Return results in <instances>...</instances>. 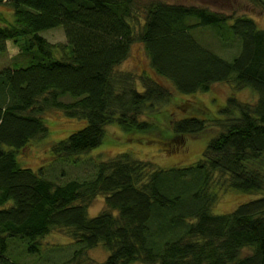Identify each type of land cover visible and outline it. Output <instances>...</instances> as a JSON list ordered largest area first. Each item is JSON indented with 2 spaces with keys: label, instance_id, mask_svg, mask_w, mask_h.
Segmentation results:
<instances>
[{
  "label": "trees",
  "instance_id": "1",
  "mask_svg": "<svg viewBox=\"0 0 264 264\" xmlns=\"http://www.w3.org/2000/svg\"><path fill=\"white\" fill-rule=\"evenodd\" d=\"M0 5L12 13L5 22L0 13V53L21 39L19 46H36L49 60L0 70V264H15L6 255L11 239L26 241L35 253L53 229L74 240L65 264L90 261L86 251L99 244L109 252L99 264H264V28L249 16L160 1L148 4L142 19L134 0ZM57 26L66 40L63 59H52L59 46L39 35ZM199 27L237 40L236 54L226 59L203 47L191 33ZM136 41L170 86L143 74L138 89L130 72L115 71ZM223 82L252 89L255 102L230 95L214 117L192 101L176 106L197 114L175 118L161 109L175 100L172 92L194 95ZM49 110L84 122L51 145V155L69 163L99 147L111 125L169 153L184 150L186 137L209 124L221 130L189 165L160 168L122 151L85 178L57 183L43 166L31 169L18 157L49 134ZM211 185L258 197L214 214L218 196ZM98 195L105 209L90 217L88 206Z\"/></svg>",
  "mask_w": 264,
  "mask_h": 264
},
{
  "label": "rangeland",
  "instance_id": "2",
  "mask_svg": "<svg viewBox=\"0 0 264 264\" xmlns=\"http://www.w3.org/2000/svg\"><path fill=\"white\" fill-rule=\"evenodd\" d=\"M167 2L182 4L185 6H195L207 8L211 11L221 12L231 16H249L253 18L259 28H264V11L259 0H134L135 9L139 11L138 15L142 19L144 17L143 10L151 2ZM1 22L10 19L12 14L6 6L0 5ZM10 22V21H9ZM215 29L208 27H199L191 30L194 38L205 48L217 53L219 56L229 59L233 57L239 49L237 40L227 41L221 39L216 34ZM39 35L47 39L52 44H57V49H52V59H63V50L60 49L64 45L65 36L62 26H57L39 32ZM19 39L18 44L9 41L7 51L0 53V70L4 68L25 67L31 63L47 62L36 46L25 49ZM227 41V42H226ZM226 42V43H224ZM70 50L65 51L67 54ZM119 72H130L134 77L135 86L140 89V75H148L160 83L169 85L170 83L163 78L155 75L150 67L148 57L143 48L142 43L134 42L129 51L128 57L116 68ZM170 86V85H169ZM173 91V89H171ZM174 95L173 103L163 106L164 112L174 111V117H184L186 115L197 114L193 108L181 111L177 108V103H189L192 101L199 107L206 106L208 108L207 117H214L219 114V109L226 103V99L233 95L238 102L253 104L256 100L257 93L250 88L233 89L228 83H215L206 92L196 93L194 95H180L172 92ZM64 101H70L68 96L64 97ZM45 124L49 129V134L39 141L31 142L27 147L19 152V162L21 165L31 169H38L43 166L47 178L57 183L64 182L71 178H85L89 176L95 165L99 161H105L119 152H130L134 157L149 160L156 167L183 166L194 163L200 158L209 139L216 137L221 129L209 124L198 134L188 135L186 137V146L184 150L174 152H164L158 145L152 142L144 141L128 136L117 126H107L104 142L94 150L89 151L79 157L77 163L61 162L59 159L51 155V145L72 133L76 129L82 127L81 120L66 117L59 110H49L44 115ZM161 119V117H160ZM163 126L166 120H161ZM82 124V125H81ZM81 125V126H80ZM167 167V168H168ZM64 172V173H62ZM63 175V176H62ZM211 188L217 193V202L212 207L214 214H222L236 208L239 204L248 202L257 198V195L244 194L235 190L220 189L215 185ZM11 204V202H9ZM105 209L104 197L96 196L91 200L88 206V215L90 217L97 215ZM39 251L30 253L27 251V242L20 239H11L7 251V257L15 264H65L72 256L76 249L72 237L59 230L53 229L49 234L41 239ZM109 252L103 244H99L86 251V256L90 259L84 264L102 263ZM243 254H249V250L243 251ZM142 264V263H133Z\"/></svg>",
  "mask_w": 264,
  "mask_h": 264
}]
</instances>
